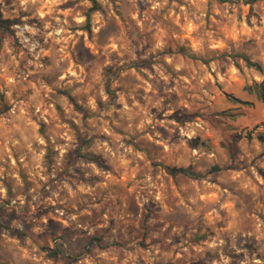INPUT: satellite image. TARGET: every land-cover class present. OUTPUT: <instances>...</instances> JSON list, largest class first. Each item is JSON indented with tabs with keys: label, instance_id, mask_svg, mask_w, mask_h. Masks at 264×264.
I'll list each match as a JSON object with an SVG mask.
<instances>
[{
	"label": "clouds",
	"instance_id": "obj_1",
	"mask_svg": "<svg viewBox=\"0 0 264 264\" xmlns=\"http://www.w3.org/2000/svg\"><path fill=\"white\" fill-rule=\"evenodd\" d=\"M0 264H264V0H0Z\"/></svg>",
	"mask_w": 264,
	"mask_h": 264
},
{
	"label": "rangeland",
	"instance_id": "obj_2",
	"mask_svg": "<svg viewBox=\"0 0 264 264\" xmlns=\"http://www.w3.org/2000/svg\"><path fill=\"white\" fill-rule=\"evenodd\" d=\"M86 143H88L87 140H81V144H82V145H83V144H86Z\"/></svg>",
	"mask_w": 264,
	"mask_h": 264
},
{
	"label": "trees",
	"instance_id": "obj_3",
	"mask_svg": "<svg viewBox=\"0 0 264 264\" xmlns=\"http://www.w3.org/2000/svg\"><path fill=\"white\" fill-rule=\"evenodd\" d=\"M77 109H78V106H77Z\"/></svg>",
	"mask_w": 264,
	"mask_h": 264
}]
</instances>
